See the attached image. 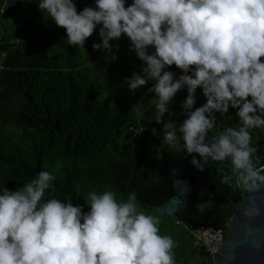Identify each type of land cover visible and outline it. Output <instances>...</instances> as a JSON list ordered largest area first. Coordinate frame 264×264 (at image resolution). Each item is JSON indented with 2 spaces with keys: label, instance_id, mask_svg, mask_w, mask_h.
Wrapping results in <instances>:
<instances>
[{
  "label": "clouds",
  "instance_id": "obj_1",
  "mask_svg": "<svg viewBox=\"0 0 264 264\" xmlns=\"http://www.w3.org/2000/svg\"><path fill=\"white\" fill-rule=\"evenodd\" d=\"M37 7L65 29L68 45L84 47L100 25L101 40L92 46L112 53L110 41L125 35L144 62L141 73L125 78L126 86L136 90L154 81L148 91L163 140L172 145L178 139L176 122L164 114L186 88L178 131L191 163L203 170L202 161L230 159L224 183L233 181V173L248 189L264 182L253 164L249 131L264 126V0H94L79 11L74 0H37ZM173 64L182 70L178 76L168 70ZM197 87L206 100L194 108ZM230 106L240 126L209 140L215 113ZM54 179L41 170L15 190H0V264H175L174 240L160 234L157 217L137 210L134 193L118 201L112 191L91 192L85 212L71 200L42 199ZM258 211L252 207L246 214Z\"/></svg>",
  "mask_w": 264,
  "mask_h": 264
},
{
  "label": "trees",
  "instance_id": "obj_2",
  "mask_svg": "<svg viewBox=\"0 0 264 264\" xmlns=\"http://www.w3.org/2000/svg\"><path fill=\"white\" fill-rule=\"evenodd\" d=\"M74 3L77 11L94 6V0ZM46 18L47 12L38 9L37 0H0V52L6 53L0 56V190H15L47 170L55 179L42 199L71 200L85 212L91 192L112 191L118 201H126L134 193L136 205L159 219L160 234L174 240L175 264L187 263L188 253L197 254L203 264H213L211 254L194 242L184 223L175 224L174 219L139 202L148 199L157 204L170 196L168 166L162 161L165 155L173 158V144L166 143L161 132L160 150L150 146L152 129L161 126L162 130V124L153 119L155 113L148 110L149 101L155 99L148 91L154 81L136 90L127 88L125 78L141 73L144 63L129 39L122 34L110 41L112 58V53L92 46L101 40L100 25L86 38L84 47H77L66 44L65 29ZM148 51H154L152 46ZM168 70L177 76L182 71L174 64ZM200 90L195 91L194 108L201 105ZM186 95V88L178 90L164 114V119L176 122L178 141H182L178 126L184 119L180 108ZM235 111L230 106L226 113L216 112V124L208 134L238 128ZM249 131L256 149L252 160L258 168L264 166V130ZM139 132L141 136H137ZM174 157L183 161L191 155L184 152ZM196 173L199 191L205 189L207 194L197 208L199 215L193 212L192 220L225 232L234 211L228 185L214 169ZM236 184L240 192L243 186Z\"/></svg>",
  "mask_w": 264,
  "mask_h": 264
},
{
  "label": "water",
  "instance_id": "obj_3",
  "mask_svg": "<svg viewBox=\"0 0 264 264\" xmlns=\"http://www.w3.org/2000/svg\"><path fill=\"white\" fill-rule=\"evenodd\" d=\"M216 135L210 136L209 140ZM199 159V157H197ZM168 166L170 177V196L160 203L151 204L148 199H140V203L152 211L183 222L191 231L198 227L191 219V212L195 210L197 200L196 188L199 184L198 170L191 163V157L183 161L171 160L168 155L162 161ZM204 168L214 169L221 175L232 172L230 161L209 160ZM264 175V166L256 168ZM234 177V173H233ZM257 187L243 189L238 192L235 179L227 183L229 199L234 211L226 222V230L211 255L213 264H264V182L256 181ZM252 207L259 209L256 214H246ZM186 213L187 218L179 215Z\"/></svg>",
  "mask_w": 264,
  "mask_h": 264
},
{
  "label": "rangeland",
  "instance_id": "obj_4",
  "mask_svg": "<svg viewBox=\"0 0 264 264\" xmlns=\"http://www.w3.org/2000/svg\"><path fill=\"white\" fill-rule=\"evenodd\" d=\"M197 98L199 100H201L202 101L201 104H203L205 102L204 99L206 97L203 95V93L201 91L200 96ZM154 102H155V99L152 102L149 101L150 108L148 109L150 112H153V113H155ZM180 110H182V108H180ZM261 128L264 130V126H261ZM161 132H162L161 126H157L156 127V133L154 134V136L151 140V144H150V146L154 149H159V147L162 146V140H161V135H160ZM171 151H172L171 153H172L173 158H175L174 156H182L183 153L185 152L183 149V142L177 140L173 144V148ZM206 194H207V191L205 189H202L201 194H200L201 198H200V201L198 202L199 206L203 205V203L206 201ZM137 209L139 211L144 212V210L140 209L138 206H137ZM174 222H175V224H178V225L180 224V223H177L176 221H174ZM185 244H186V246H188V241L185 242ZM186 250H187V252H189L190 247H187ZM185 264H203V261L197 254L188 253V261Z\"/></svg>",
  "mask_w": 264,
  "mask_h": 264
},
{
  "label": "built area",
  "instance_id": "obj_5",
  "mask_svg": "<svg viewBox=\"0 0 264 264\" xmlns=\"http://www.w3.org/2000/svg\"><path fill=\"white\" fill-rule=\"evenodd\" d=\"M4 55V52L1 53V56ZM2 66L0 65V71ZM140 132L137 136H140ZM194 236V242L202 245L206 251L210 254H213L218 242L222 238L224 232L219 227H206V228H199L192 231Z\"/></svg>",
  "mask_w": 264,
  "mask_h": 264
},
{
  "label": "flooded vegetation",
  "instance_id": "obj_6",
  "mask_svg": "<svg viewBox=\"0 0 264 264\" xmlns=\"http://www.w3.org/2000/svg\"><path fill=\"white\" fill-rule=\"evenodd\" d=\"M171 160H174V158H171ZM175 160H177V159H175ZM178 161H181V160H178ZM196 189H197V190H196V191H197V200H196V202H195V206H196V207H195V210H192V212H191V219H192V217H193V215H192L193 212L196 211L195 214H196L197 216L199 215V211L197 210V208L200 207L198 202L200 201V198H201V195H200V194H201V191H199V190H200L199 186H198ZM198 192H199V195H198ZM196 203H197V205H196ZM179 216H180L181 218L185 219V218H187L188 215H187L186 213H181ZM192 221H196V222H194V223L199 224V221H198V220H192Z\"/></svg>",
  "mask_w": 264,
  "mask_h": 264
}]
</instances>
